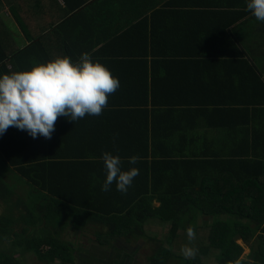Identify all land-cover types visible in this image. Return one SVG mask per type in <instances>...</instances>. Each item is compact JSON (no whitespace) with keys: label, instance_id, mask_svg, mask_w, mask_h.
I'll return each instance as SVG.
<instances>
[{"label":"trees","instance_id":"trees-1","mask_svg":"<svg viewBox=\"0 0 264 264\" xmlns=\"http://www.w3.org/2000/svg\"><path fill=\"white\" fill-rule=\"evenodd\" d=\"M206 1L204 10L213 7ZM106 13L87 0H0V76L58 56L75 62L88 52L120 80L102 115L76 122L61 116L51 139L16 127L0 136V167L17 175L36 199L22 215L21 232L12 228L16 221L1 217L0 240L12 237L15 255L0 249V264H20L17 257L26 253L76 264L77 242L37 231L39 223L53 225L63 215L78 230L102 224L104 231L96 233L102 246L112 247L117 239L154 244L150 264H264V79L235 47L234 75L249 84L238 83L234 101L195 97L201 95L198 80L178 72L166 77L168 54L181 58L177 48L166 54L160 46L176 35L162 29L168 21L143 19L145 39L130 42L118 26L108 35L115 25L107 24ZM89 30L95 33L91 42L82 39ZM209 36L200 40L211 45L215 36ZM227 41L233 44L234 38ZM158 94L165 98H152ZM104 151L118 154L124 170L139 169L126 194L115 183L101 190ZM132 156L139 157L135 165ZM4 178L0 172V198L10 201L16 187ZM190 226L196 232L191 243ZM237 236L249 251L246 258ZM186 244L198 249L194 258L182 255Z\"/></svg>","mask_w":264,"mask_h":264},{"label":"crops","instance_id":"crops-1","mask_svg":"<svg viewBox=\"0 0 264 264\" xmlns=\"http://www.w3.org/2000/svg\"><path fill=\"white\" fill-rule=\"evenodd\" d=\"M206 2L213 7L204 10L203 0H87L88 5L98 4L99 7L107 11L105 21L107 24L115 25V30H107L109 36L121 28L129 34L130 42H134L139 37L145 39L142 36V32L144 33L142 31L143 19L151 21L156 18L161 21L160 24L168 21L167 30L165 27L162 29L165 34L169 33L170 35L173 31L176 35L174 40H171L172 42L164 40L163 45L160 46L166 47V54L169 53V50L177 48L175 51L180 53L181 58L178 59L168 54L165 62L160 60L166 67L169 66L168 74H166L167 79L177 72L184 73L191 77V81L198 80L200 83L198 86L196 85L195 90L201 92L199 93L201 95L195 97L201 99L203 97V100L206 101H234L236 92L239 91L238 83H240V88L249 84L245 81V76L235 77L234 75L233 64L237 60L235 52L231 53L235 47L240 48L246 55L255 68L256 75L258 74L264 79V22L258 21L251 12L245 11L248 0H210V2ZM169 4L172 5L169 6ZM217 10L221 12H217ZM225 19H232L231 22H225L228 27L223 25ZM116 20L117 23L112 22ZM223 27L225 32L220 31ZM85 33L87 35L82 39L88 42L93 41L95 33L90 30ZM203 34L210 35L209 37L215 36L214 40L210 41L211 45L200 40ZM230 37L234 38L233 44L227 41ZM153 47L157 48L154 44ZM186 53V58H183ZM159 74L160 77L165 76L164 71ZM237 78H241V80H237ZM157 97L152 96V98L161 101L165 95L158 94ZM19 180L22 181L20 178ZM89 227L90 225H87V228ZM74 237L81 238L82 236L76 234ZM89 238L95 239L90 240V243H100L98 237ZM94 247L93 252L101 251ZM113 258L117 259L114 256ZM36 260L37 264H61L59 261L50 263L48 260L38 257Z\"/></svg>","mask_w":264,"mask_h":264},{"label":"clouds","instance_id":"clouds-1","mask_svg":"<svg viewBox=\"0 0 264 264\" xmlns=\"http://www.w3.org/2000/svg\"><path fill=\"white\" fill-rule=\"evenodd\" d=\"M247 9L264 22V0H248ZM33 64L30 70L0 76V136L9 127H16L33 138L51 139L59 117L76 122L86 115L100 116L108 106V97L120 87L119 78L88 52L75 62L69 56H58ZM138 160V156H132L129 163L135 165ZM102 161L106 179L101 190L110 191L115 183L117 190L126 194L139 169L124 170L121 157L110 151L103 152ZM187 238L189 243L196 238L191 226L187 228ZM197 251L187 244L181 248L185 259L194 258Z\"/></svg>","mask_w":264,"mask_h":264},{"label":"rangeland","instance_id":"rangeland-1","mask_svg":"<svg viewBox=\"0 0 264 264\" xmlns=\"http://www.w3.org/2000/svg\"><path fill=\"white\" fill-rule=\"evenodd\" d=\"M0 172L3 173V176H5V178L9 181L8 183L10 185L16 187V193L12 196L10 201L0 198V219L1 217H6L10 222L13 223V225L16 221L15 227H11L13 229L15 228V230L19 233L21 232L20 230L23 228V226H25V223L21 220L22 215H27L29 209H34L36 205V199L32 196L29 186L20 181L17 175L8 172V169L7 172H4L3 168L1 167ZM156 206H158V204ZM61 218L62 220H60ZM59 220V222H57L58 220H55V222L53 221V225L46 223V221L43 223H39L37 231L41 235L52 232L56 237L61 238V240L77 242L78 252L76 254V260L77 258L78 260L76 264H110L115 260L113 256L116 257L117 260H119V264H150L148 258L151 257L155 251V245L152 243L140 241L139 243L129 245L124 240L117 239L113 243L114 245L112 247L106 246L107 248H104L98 242L90 243L95 239L89 238L94 236L96 237V233H100V231L102 230L104 231V226H101L102 224H100V226H97L99 224L98 222H91L87 224L90 225L89 228H87L86 225L83 230H78V228L75 226L74 222L69 218L68 215L59 216ZM54 224H60V227H55ZM76 234L82 237L75 238L74 235ZM12 242H14V239L12 237H9L6 240H0V249L8 250L10 251L9 253H12L14 256L15 249L14 247H12V245H14V243ZM238 243L244 246V258H246L249 253L246 245H244L241 239H238ZM93 247L94 249H100L102 252H93ZM90 251L93 253H89ZM17 258L20 264L38 263L36 260L37 257L33 256V254L31 253L21 254Z\"/></svg>","mask_w":264,"mask_h":264},{"label":"water","instance_id":"water-1","mask_svg":"<svg viewBox=\"0 0 264 264\" xmlns=\"http://www.w3.org/2000/svg\"><path fill=\"white\" fill-rule=\"evenodd\" d=\"M238 239H240V237H239V236H237L236 240H238Z\"/></svg>","mask_w":264,"mask_h":264}]
</instances>
